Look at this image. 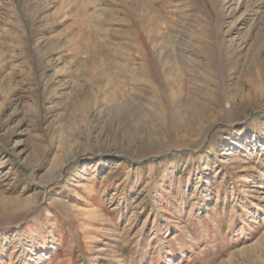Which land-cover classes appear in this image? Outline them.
Returning <instances> with one entry per match:
<instances>
[{"label": "rangeland", "instance_id": "1", "mask_svg": "<svg viewBox=\"0 0 264 264\" xmlns=\"http://www.w3.org/2000/svg\"><path fill=\"white\" fill-rule=\"evenodd\" d=\"M0 264H264V0H0Z\"/></svg>", "mask_w": 264, "mask_h": 264}, {"label": "bare ground", "instance_id": "2", "mask_svg": "<svg viewBox=\"0 0 264 264\" xmlns=\"http://www.w3.org/2000/svg\"><path fill=\"white\" fill-rule=\"evenodd\" d=\"M17 37V36H16Z\"/></svg>", "mask_w": 264, "mask_h": 264}]
</instances>
